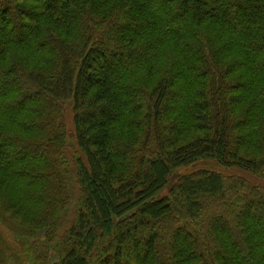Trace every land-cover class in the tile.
<instances>
[{"label": "trees", "instance_id": "16d2710c", "mask_svg": "<svg viewBox=\"0 0 264 264\" xmlns=\"http://www.w3.org/2000/svg\"><path fill=\"white\" fill-rule=\"evenodd\" d=\"M20 1L0 0V215L22 252L0 232V264H264V185L224 197L198 171L159 197L202 159L264 178V0ZM135 103L156 124L141 156L120 142ZM72 165L82 212L60 233Z\"/></svg>", "mask_w": 264, "mask_h": 264}, {"label": "rangeland", "instance_id": "374dc122", "mask_svg": "<svg viewBox=\"0 0 264 264\" xmlns=\"http://www.w3.org/2000/svg\"><path fill=\"white\" fill-rule=\"evenodd\" d=\"M20 0H18L19 3ZM30 4L36 5L38 4L37 0H28ZM16 2V1H14ZM23 3L24 1H20ZM32 2V3H31ZM29 4V5H30ZM208 29L205 30L207 32H212L216 30V27L214 26H206ZM205 27V28H206ZM143 54L141 53V58ZM140 88V87H139ZM143 90V89H142ZM135 107L142 111H132L131 114L127 117V122L123 126V132L124 136L120 139V142L122 146L129 149H135L137 152H139L138 156L146 154V143L148 141V134L149 132L150 137L153 139L155 136V127L156 124L148 125V115L151 113H146L147 110H143V106L141 104L135 103ZM70 112L69 110L66 112V126H65V138H64V147L68 154L72 155L74 159L81 157V154L76 147L75 139L73 136V128L71 124V119L69 117ZM149 127H152V130H150ZM196 136H199V133L195 131H191L188 134H182V137L179 139L180 144H184L190 140V138H194ZM176 137V136H175ZM174 138V137H173ZM123 155H126L125 150H123ZM137 156V155H136ZM73 164V161H72ZM198 171H210L218 173L225 183V194L232 192L234 186H236L238 189L240 188V185H243L242 190H246L247 184L250 185H264V178L259 177L258 175L240 170L235 167H223L219 165L216 161L211 159H202L198 160L196 163L179 168L174 170L168 180L167 186L159 193V197H162L164 195H167L169 190L175 186V184L178 182V180L185 176L189 175ZM77 173H75L74 165H72V169H68V172L66 176L64 177V188H65V194L67 196L66 204L60 213V217L62 218V222L59 224V232L63 233L66 232L76 221L77 216L79 213L82 212V201H81V192L80 188L77 182ZM222 198L216 197L209 199L208 202L204 201V211H203V217H207L208 219L212 218L214 223L216 224H222L223 220L218 219L220 213L222 212ZM174 219H176L177 224L180 228H183V222L180 221V219L177 218V216H174ZM178 220V221H177ZM16 223L10 219L7 215H0V232L2 235L11 241V245L13 243V247L16 250V252H22V248L18 242H16L15 239V233H16ZM11 229V230H10ZM228 231L231 232V230L228 228ZM232 233V232H231ZM164 238L160 239V242L166 240ZM25 252L27 251V248L24 247ZM51 256V255H50ZM52 257V256H51ZM53 259V258H51ZM19 264H26L25 260L17 259ZM15 264V263H14Z\"/></svg>", "mask_w": 264, "mask_h": 264}]
</instances>
